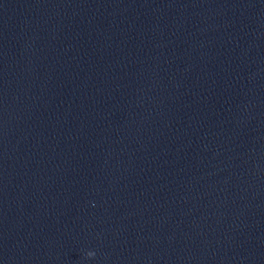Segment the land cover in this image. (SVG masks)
Returning <instances> with one entry per match:
<instances>
[{"label":"water","instance_id":"obj_1","mask_svg":"<svg viewBox=\"0 0 264 264\" xmlns=\"http://www.w3.org/2000/svg\"><path fill=\"white\" fill-rule=\"evenodd\" d=\"M0 264H264V0H0Z\"/></svg>","mask_w":264,"mask_h":264},{"label":"clouds","instance_id":"obj_2","mask_svg":"<svg viewBox=\"0 0 264 264\" xmlns=\"http://www.w3.org/2000/svg\"><path fill=\"white\" fill-rule=\"evenodd\" d=\"M89 255H90V256H94L95 253H94V252H89Z\"/></svg>","mask_w":264,"mask_h":264}]
</instances>
